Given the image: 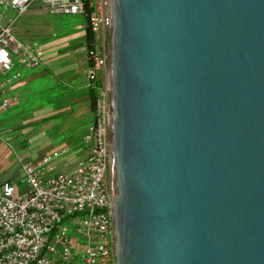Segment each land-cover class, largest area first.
<instances>
[{
    "label": "water",
    "instance_id": "water-1",
    "mask_svg": "<svg viewBox=\"0 0 264 264\" xmlns=\"http://www.w3.org/2000/svg\"><path fill=\"white\" fill-rule=\"evenodd\" d=\"M116 264H264V0H109Z\"/></svg>",
    "mask_w": 264,
    "mask_h": 264
},
{
    "label": "built area",
    "instance_id": "built-area-1",
    "mask_svg": "<svg viewBox=\"0 0 264 264\" xmlns=\"http://www.w3.org/2000/svg\"><path fill=\"white\" fill-rule=\"evenodd\" d=\"M52 15L86 17L95 36L84 51L85 86L94 88L107 73V29L111 25L109 0H0V74L14 68L42 65L36 43L20 42L13 35L14 19L35 3ZM4 22V24H3ZM19 78L14 73L0 92ZM10 105L1 99L0 110ZM83 137L86 153L70 172H56L55 163L70 152L61 145L35 158L17 157V177L0 179V264H116L111 214L108 101L102 89Z\"/></svg>",
    "mask_w": 264,
    "mask_h": 264
},
{
    "label": "rangeland",
    "instance_id": "rangeland-1",
    "mask_svg": "<svg viewBox=\"0 0 264 264\" xmlns=\"http://www.w3.org/2000/svg\"><path fill=\"white\" fill-rule=\"evenodd\" d=\"M38 6L40 4L37 2L33 8H39ZM7 14L9 18L14 19L13 35L16 39L29 44L36 43L42 51V62L50 60V68L58 75H64L63 78H70L73 84H80L82 81L84 83L86 67L83 63L85 56L83 39L86 21L83 16L52 15L43 8L20 17H17L13 11ZM13 64L12 72L3 76L0 74V83L6 82L14 73L34 71L23 69L15 57ZM101 81L102 91L108 101L107 73L103 75ZM47 83V81L38 83L35 86V93L38 96L24 102L21 108L9 105L4 110H0V179L2 180L19 175L17 157L35 159L67 144L71 150L56 161L55 171L70 172L82 156L83 131L90 121V116L92 117L88 101L81 103L71 114L66 113L60 119L58 117L60 122L53 126H50L52 121L49 118L40 121L29 120L41 115L43 106L46 105L41 96H44L42 90ZM61 89L63 91V87ZM81 90L77 92L78 96L79 94L82 97L87 96L86 88L82 87ZM66 91L71 93L69 90ZM19 110H21L20 114Z\"/></svg>",
    "mask_w": 264,
    "mask_h": 264
},
{
    "label": "crops",
    "instance_id": "crops-1",
    "mask_svg": "<svg viewBox=\"0 0 264 264\" xmlns=\"http://www.w3.org/2000/svg\"><path fill=\"white\" fill-rule=\"evenodd\" d=\"M38 7L39 8L32 7L27 13L30 14V12L32 11H35L37 9H42L41 6ZM49 62L50 60L49 61L45 60L44 62H42V65L39 67L41 69L35 68V69H31L34 71H23L22 73L19 72V78L14 80L10 85L7 86V92L6 93L0 92V99L7 98L10 101V105H12V107L19 106V108H21L24 102H27L38 96L35 93V86L41 81H47L48 82L47 86L44 87L43 89L44 91L42 90L44 96H41V98L45 100L46 105L43 106L44 109L41 112V115L39 114V116L32 117V119L30 118L29 120L40 121L41 119L49 118V120L52 121L50 126H53L60 122V120L57 119L58 117L60 119L66 113L71 114L72 111H75V109L85 101H88V104L90 105V100H89L87 88L85 86V81L84 83L82 81V83L80 84L77 83L73 84L70 78L67 79L64 77L65 78L64 79L63 78L64 75L62 74L58 75L55 72V70L50 68ZM83 63L85 64V59L83 60ZM23 69H28V68H23ZM1 75L3 76V74ZM2 83L5 82H1L0 84ZM58 87L59 90L57 91ZM61 87H63V91H61L62 90ZM82 87L86 88L87 96L82 97L80 94L78 96L77 92L82 91L81 90ZM64 88L66 89L64 90ZM66 90L71 91V93H68ZM90 110L92 112L91 105H90ZM20 113L21 110H19V114ZM89 120L90 121H88L83 131L84 134L86 133L87 128L89 127L92 121L91 116ZM85 153L86 150L84 148L81 150V154L84 155Z\"/></svg>",
    "mask_w": 264,
    "mask_h": 264
},
{
    "label": "trees",
    "instance_id": "trees-1",
    "mask_svg": "<svg viewBox=\"0 0 264 264\" xmlns=\"http://www.w3.org/2000/svg\"><path fill=\"white\" fill-rule=\"evenodd\" d=\"M90 0H85V5L87 7V11L88 10V3ZM85 21H87L86 17H84ZM95 43V36L90 32V30L85 27V36L83 39V48H85L86 50L91 49L93 47ZM102 81H98L95 85L94 88H87L88 91V95H89V100H90V105H91V109L94 110V103L95 100L98 96V92L99 90L102 89Z\"/></svg>",
    "mask_w": 264,
    "mask_h": 264
}]
</instances>
